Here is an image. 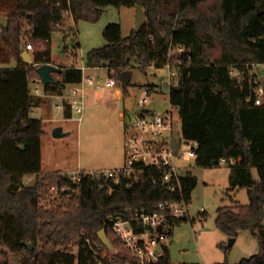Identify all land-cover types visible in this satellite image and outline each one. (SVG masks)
I'll return each instance as SVG.
<instances>
[{
  "label": "trees",
  "instance_id": "1",
  "mask_svg": "<svg viewBox=\"0 0 264 264\" xmlns=\"http://www.w3.org/2000/svg\"><path fill=\"white\" fill-rule=\"evenodd\" d=\"M107 6H140L146 20L125 38L119 23L108 24L102 32L107 44L88 52L86 65L107 67L118 88L126 70L161 69L169 61L176 67L169 102L179 113L182 138L198 144L193 164L212 168L232 160L229 190H248L247 205L218 209L216 227L228 238L236 239L242 231L252 234L260 250L240 264H264V103L245 101L252 66L264 65V0H0V17L8 19L0 26V42L15 59V66L0 68V264H12L11 255L18 256L17 264H97L85 238L102 229L114 247H103L105 258L136 264L108 219L125 217L128 210L152 211L159 202L181 198L179 192L154 185L149 172L131 187L124 178L115 183L86 176L73 183L62 171L42 172L43 125L30 117L42 102L30 91V83L40 80L33 65L60 69L53 84L43 85L45 94L68 92L80 82L81 72L52 57L51 37L65 15L75 23L94 22ZM27 45L33 65L21 56ZM178 47L184 51L171 57ZM79 48L72 39V51ZM232 71L240 72L241 82ZM146 87L155 91L153 85ZM64 115L71 117L68 107ZM26 177L35 183L25 186ZM181 184L188 204L197 178L187 172ZM156 264H173L168 247Z\"/></svg>",
  "mask_w": 264,
  "mask_h": 264
},
{
  "label": "rangeland",
  "instance_id": "2",
  "mask_svg": "<svg viewBox=\"0 0 264 264\" xmlns=\"http://www.w3.org/2000/svg\"><path fill=\"white\" fill-rule=\"evenodd\" d=\"M111 23L121 25L122 36L128 37L136 29V8L107 6L98 20L91 22L79 20L74 22L70 15H65L63 22L51 37L52 57L64 60V65L71 50L72 39L80 44L77 50L78 61L81 55L85 58L93 49L105 46L107 43L102 35L103 29ZM68 34L64 41L63 36ZM65 45L69 48L65 50ZM29 54L34 58L32 50ZM9 47L0 42V68L15 66ZM92 76L102 85L112 73L107 67L90 70ZM129 85L125 95L119 98L115 88H103V100L89 105L83 114V122L75 120L79 114H71L66 118L63 111L56 107L63 102L59 96L43 98V104L33 109L32 119L42 122L41 136L42 172L53 173L57 170L70 172L79 165L84 170H105L122 168L125 161L126 133L125 122L141 111L166 114L173 111L176 120V133L180 134L181 122L179 113L169 102L168 70L166 68H138L131 70ZM58 79V74L53 73ZM43 83L34 80L30 83V91L35 94L38 89L44 96ZM155 86L150 96V103L140 105L142 90ZM121 87L118 89L120 90ZM129 117L123 118L122 113ZM62 127L65 133L62 138H54L52 130ZM190 144L183 146L187 151ZM189 171L197 178V186L192 191L191 200L187 204L188 219L179 223L173 229L172 241L169 244L170 262L173 264H240L259 252L256 238L248 232H240L231 248L226 249L229 238L215 224L217 211L222 207L245 206L249 203L248 190L245 188L229 190V163L218 167H196L192 160ZM25 186L35 183L34 177H26ZM264 213V207H263ZM264 225V217H263ZM12 264L18 263V256L11 255ZM1 260V257H0Z\"/></svg>",
  "mask_w": 264,
  "mask_h": 264
},
{
  "label": "built area",
  "instance_id": "3",
  "mask_svg": "<svg viewBox=\"0 0 264 264\" xmlns=\"http://www.w3.org/2000/svg\"><path fill=\"white\" fill-rule=\"evenodd\" d=\"M57 27H60V24ZM26 50L29 52L32 47L27 45ZM183 51V48H175L170 56H175ZM67 59L70 61L68 67H73L81 72V79L78 84L61 96L63 103L56 107L60 110H65L68 107L71 114H79L75 120L80 124L83 121L86 108V91L88 89L101 91L103 88H115L116 90L119 88L113 75L107 78L104 85L97 81L96 77L89 72L101 68H89L82 55L79 62L77 51H72V49L68 51ZM177 65L180 66L181 62L178 61ZM33 66L37 68L40 65ZM164 68L168 70L169 78L165 84L168 87L174 86L178 75L176 67L169 61ZM251 73L252 76L249 78L250 93L245 101L248 104L261 106L264 103V65H253ZM230 74L238 82H241L240 72L232 71ZM35 94L41 96L38 89L35 90ZM141 95L140 105L146 106L150 103L149 89L145 87ZM125 133V161L122 168L84 170L78 166L73 171L62 172V174L73 183H78L82 177L86 176L104 177L107 180H114L115 183L124 178L127 180L128 186L131 187L140 181L145 172H149L154 185L165 186L170 193L179 192L181 196L179 201H162L152 211L128 210L125 217L108 219L113 233L136 264H156L164 257L165 248L172 241L176 221L189 217L187 204L182 195L181 179L187 172H190L188 162L194 161L198 144L187 142L181 135H177L176 120L172 110L166 114L141 111L126 121ZM186 144H190V148L184 151L183 146ZM222 163L224 162L220 161V165ZM229 164H233V161L230 160ZM103 247L104 244L98 235L85 238V248L92 253L97 264H102L104 261L115 264L114 258H105Z\"/></svg>",
  "mask_w": 264,
  "mask_h": 264
},
{
  "label": "water",
  "instance_id": "4",
  "mask_svg": "<svg viewBox=\"0 0 264 264\" xmlns=\"http://www.w3.org/2000/svg\"><path fill=\"white\" fill-rule=\"evenodd\" d=\"M146 20V15L144 10L140 7H136V27H140ZM8 23V19L0 17V26L6 25ZM22 59L26 64L33 65V58L29 54L27 50L22 52ZM59 68L52 64H43L36 68V72L43 84H53L55 82L52 74L59 73ZM131 71L126 70L121 73L120 83L121 89L117 91L119 98L123 95V90L129 85V81L131 79ZM69 133H65L62 127H56L52 130V136L54 138H62L67 136ZM98 238L100 241L106 246L109 250L113 251L114 247L111 244L110 240L107 237L106 231L104 229L98 232ZM235 243V238H229L228 244L226 245V249L231 248ZM30 249H32L31 245H28Z\"/></svg>",
  "mask_w": 264,
  "mask_h": 264
},
{
  "label": "crops",
  "instance_id": "5",
  "mask_svg": "<svg viewBox=\"0 0 264 264\" xmlns=\"http://www.w3.org/2000/svg\"><path fill=\"white\" fill-rule=\"evenodd\" d=\"M73 86H70V87H68V90H70L71 88H72ZM117 91L118 90H116V93H117ZM36 95V94H35ZM52 96H58V95H52V94H44V96L42 97V94H41V96H39L40 98H42V102H41V104H40V106L44 103L43 102V98H49V97H52ZM59 97H61V96H59ZM99 100H103V90H101V91H94V90H92V89H88L87 91H86V108L89 106V105H91L92 103H97ZM63 103V102H62ZM58 105V104H57ZM56 105V106H57ZM86 108H85V110H86ZM66 110V109H65ZM65 110H62L63 111V113H64V111ZM128 113H126V112H124V113H122L120 116L122 117V119L123 118H128L129 117V115H127ZM130 118V117H129ZM83 122V121H82ZM125 124H126V122H125ZM125 129H126V125H125ZM79 166V165H78ZM77 166V167H78ZM82 168V167H81ZM83 169V168H82ZM57 171H60V170H57ZM56 171V172H57ZM73 171V170H72ZM71 172V171H70ZM168 250H169V256H170V249H169V246H168Z\"/></svg>",
  "mask_w": 264,
  "mask_h": 264
}]
</instances>
